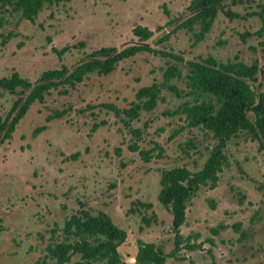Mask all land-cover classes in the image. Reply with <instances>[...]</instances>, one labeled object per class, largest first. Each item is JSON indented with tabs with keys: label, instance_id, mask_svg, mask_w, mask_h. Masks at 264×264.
Returning <instances> with one entry per match:
<instances>
[{
	"label": "rangeland",
	"instance_id": "rangeland-1",
	"mask_svg": "<svg viewBox=\"0 0 264 264\" xmlns=\"http://www.w3.org/2000/svg\"><path fill=\"white\" fill-rule=\"evenodd\" d=\"M190 2L56 0L44 4L32 22L11 8L0 10V78L15 70L34 82L42 72L71 68L102 47L133 45L139 42L133 34L137 25L153 32L151 47L183 59L142 51L118 62L110 74L94 71L74 87L51 88L42 103L30 106L12 138L0 146V264H51L44 262L45 248L64 240V220L79 201L92 213H108L126 230L118 247L125 264H136L138 239L171 252V214L157 200L160 171L177 165L198 171L215 143L208 130L190 127L176 113L185 103L212 99L191 94L185 61L237 58L264 66V0H227L206 33L199 22L172 31L190 15ZM173 18L178 21L167 25ZM167 33L168 39L158 42ZM63 47L67 50L59 54ZM168 66H176L181 77L160 89L151 111L141 110L125 125L122 113L116 116L105 107H131L135 92L162 83ZM250 84L264 91V73ZM16 97L0 89V115ZM55 112L63 115L46 122ZM43 125L46 129L34 135ZM133 144L153 148L148 162L130 149ZM258 146L246 132L227 143L228 163L217 186L200 187L187 204L181 232L200 247H180L166 264H264V151Z\"/></svg>",
	"mask_w": 264,
	"mask_h": 264
},
{
	"label": "trees",
	"instance_id": "trees-1",
	"mask_svg": "<svg viewBox=\"0 0 264 264\" xmlns=\"http://www.w3.org/2000/svg\"><path fill=\"white\" fill-rule=\"evenodd\" d=\"M55 1L0 0V10L11 8L32 22L44 4ZM226 1L191 0L188 6L190 15L175 25L172 31L180 28L190 30L195 22H199L202 31L208 32L217 12ZM226 13L232 14L229 11ZM177 21V18H173L167 25H173ZM2 24L3 17L0 16V27ZM169 33L162 36L158 42L168 39ZM133 34L138 37L139 42L120 50L113 47L94 50L71 68L61 65L58 69L46 70L34 82L22 78L15 70L10 75L1 77L0 89L16 94L17 97L6 114L0 115V146L12 138L16 126L30 106L35 102L42 103L51 88H58L60 85L74 87L94 71L104 75L110 74L118 62L142 51L183 62L176 54L151 47L147 41L151 39L153 32L148 28L137 25ZM66 50L67 47H63L58 53L62 54ZM262 53L264 57V47ZM185 64L188 67L186 80L191 94L208 95L212 99H202L193 104L185 103L176 113L183 115L190 127L200 126L208 130L215 143L210 146L208 155L198 171H190L181 165L160 171L157 200L171 214L174 247L171 252L165 254L157 244L138 239L134 256L136 264H166V259L176 256L180 247L189 250L200 247L199 244L191 242L190 235L183 236L181 233V227L186 221L187 204L200 187L214 189L217 186L219 173L228 163L225 148L232 137L246 132L251 139L258 142V149L264 151V91L255 90L250 84L257 82V74L264 73V66H259L257 62L246 64L237 58L225 63L217 62L212 57L187 60ZM173 77H181V72L176 66H168L163 72L162 83L153 82L135 92L136 102L131 107L122 110L111 104H106L105 107L111 109L116 116L122 113L126 117L125 125H129L141 110L151 111L155 107L160 89ZM167 88L175 90L171 86ZM62 115V112H55L53 115H47L45 120L49 122ZM45 129V125L39 126L34 129L33 134L37 135ZM131 132L140 135L138 130L133 129ZM130 149L138 151L145 162L153 155V148L140 149L137 144H133ZM137 203L141 207H152L151 203ZM145 223L148 225L150 220L146 219ZM234 227L238 229V226ZM63 233L64 240L47 244L44 262L48 260L51 264H125L118 247L126 240L127 232L119 227L108 213H92L85 202L79 201L78 208L65 218ZM73 257L77 259L73 260Z\"/></svg>",
	"mask_w": 264,
	"mask_h": 264
},
{
	"label": "crops",
	"instance_id": "crops-1",
	"mask_svg": "<svg viewBox=\"0 0 264 264\" xmlns=\"http://www.w3.org/2000/svg\"><path fill=\"white\" fill-rule=\"evenodd\" d=\"M182 228V227H181ZM182 233V232H181Z\"/></svg>",
	"mask_w": 264,
	"mask_h": 264
}]
</instances>
